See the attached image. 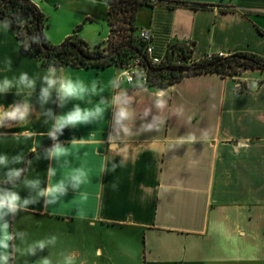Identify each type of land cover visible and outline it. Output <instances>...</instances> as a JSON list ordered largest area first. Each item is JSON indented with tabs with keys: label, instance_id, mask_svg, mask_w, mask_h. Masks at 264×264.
<instances>
[{
	"label": "crops",
	"instance_id": "crops-1",
	"mask_svg": "<svg viewBox=\"0 0 264 264\" xmlns=\"http://www.w3.org/2000/svg\"><path fill=\"white\" fill-rule=\"evenodd\" d=\"M32 1L46 17L51 44L74 33L90 48L106 44L108 0ZM168 1L207 7L170 8ZM135 25L151 34V58L163 59L172 40L191 44L195 60L264 55V0H161L141 7ZM48 68L22 51L14 30L0 22V81L22 72L36 78L31 96L26 89L16 95V87L0 94L5 108L25 100L32 104L27 122L0 127V154L31 161L13 166L28 168L25 176L40 179L41 188L68 179L66 195L55 204L45 207L41 199L9 217L10 231L26 233L23 243L16 241L20 248L56 237L36 256L17 254L15 264H40L42 256L63 264L70 253H76L75 264H264V73H205L155 89L120 81L122 69L114 65L55 67L57 75L62 70L89 88L95 84L97 94L91 104L69 100L63 108L53 94L42 109L39 78ZM112 80L119 87L112 88ZM240 83L247 90H239ZM160 90L167 103L159 113L154 101ZM118 94L122 103L131 98L134 132L156 115L158 130L110 141L114 107L106 104L101 119L66 127L55 140L47 136L53 121L43 115L45 109L57 116L77 103L91 108L101 97L111 101ZM147 107L151 112L141 119ZM56 143L67 150L59 161L46 151ZM49 167L55 169L50 181ZM74 173H84L79 188L73 187ZM16 190L22 198L29 195L22 183Z\"/></svg>",
	"mask_w": 264,
	"mask_h": 264
},
{
	"label": "trees",
	"instance_id": "trees-1",
	"mask_svg": "<svg viewBox=\"0 0 264 264\" xmlns=\"http://www.w3.org/2000/svg\"><path fill=\"white\" fill-rule=\"evenodd\" d=\"M157 2L161 0H108L109 36L106 44L93 48L76 33L57 45L51 44L45 34L46 17L32 0H0V22L14 30L20 49L32 53L42 67L106 68L114 65L122 69L138 59L139 66L145 70L144 81L136 79L132 85L138 88L164 89L185 77L205 73L222 77H235L246 70L264 73V55L238 52L195 60L192 45L178 40L168 44L160 64H153L146 43L139 36L141 29L135 25V17L141 7H153ZM166 4L170 8L182 5L194 10L207 7L179 1ZM239 90H247L244 83H240Z\"/></svg>",
	"mask_w": 264,
	"mask_h": 264
},
{
	"label": "clouds",
	"instance_id": "clouds-1",
	"mask_svg": "<svg viewBox=\"0 0 264 264\" xmlns=\"http://www.w3.org/2000/svg\"><path fill=\"white\" fill-rule=\"evenodd\" d=\"M10 70V61L6 62ZM123 75H127L124 73ZM40 94L41 108L44 109V104L49 98L55 94L61 101L59 107L66 106L67 101H86L87 104H91V96L97 94L96 85L93 84L91 88L87 86L82 80L73 79L71 76L63 74L57 75V69L50 66L47 73L40 77ZM131 80V77H128ZM112 88H117L113 80L110 82ZM16 87V95H20L22 90H28L29 96H31L36 89V78L30 77L28 73H20L18 78L12 80L5 77L0 81V94L6 93ZM165 93L160 90L156 93V99L154 106L157 110H162L166 106V100L164 99ZM121 97L118 94L114 96L111 101H107L105 98L95 103L91 108H82L79 103L75 104L73 108L64 114L53 116L51 109H45L43 115H47L52 119L51 130L47 132V136L52 139H56V133L62 132L66 127L72 126L73 128L78 125H87L94 121L101 119L105 113V105L112 104L113 111V129L114 134H110L109 140L115 135L121 137H132L136 134H140L145 131L158 130L156 126L157 117H153L151 122L143 123L140 129L136 132L133 131L135 125V113L131 108V98H127L126 103L121 102ZM32 111V104L25 100L15 102L5 108L0 105V127H4L6 122L16 121L19 123H25L28 120L29 114ZM151 112L150 108L144 110L141 119L149 116ZM47 122V121H45ZM11 127V124H8ZM32 152L36 149L33 147ZM47 155L55 158L59 161L61 157L67 155V150L61 143H56L52 148L47 149ZM27 163L31 166V161H25L21 155H15L9 158L6 154H0V169L3 170V175L0 177V184H11V188L0 187V264H15L16 256L19 254L22 257L36 256L38 253L43 252L49 245H52L56 241V237L52 236L47 241H38L28 246L27 248H20L16 241L19 240L22 243L25 240L26 233L23 231H10L12 224L9 222V217L15 218L20 212H26L29 210L30 205L37 204L41 199L44 201L45 207L51 204H55L61 197L66 195L68 179L67 181L61 180L60 182L52 185L49 183L47 187L41 188L40 179H29L25 176L28 168L14 167L22 163ZM119 165L113 164L112 170L115 171ZM55 175V169L49 167L48 179ZM84 173L72 174L70 177L75 182L74 188H79L84 182H81V177ZM22 183L23 188L27 189L29 195L22 198L19 192L16 190L18 184ZM40 264H53L52 260L48 256H42L39 258ZM76 253H70L63 257V264H75Z\"/></svg>",
	"mask_w": 264,
	"mask_h": 264
},
{
	"label": "built area",
	"instance_id": "built-area-1",
	"mask_svg": "<svg viewBox=\"0 0 264 264\" xmlns=\"http://www.w3.org/2000/svg\"><path fill=\"white\" fill-rule=\"evenodd\" d=\"M140 38L146 43V51L149 55L150 52V44H151V34L147 30H140L139 32ZM219 57H224L222 54H216ZM149 58L151 62L155 65H158L161 63L162 59L158 58H151L149 55ZM124 73H127V75H123ZM131 77V80L128 79V77ZM145 77V70H143L139 66V60L135 59L133 63H130L126 67L122 68L121 76H120V81H124L127 84L133 85L135 83L136 79H139L140 81H144Z\"/></svg>",
	"mask_w": 264,
	"mask_h": 264
},
{
	"label": "rangeland",
	"instance_id": "rangeland-1",
	"mask_svg": "<svg viewBox=\"0 0 264 264\" xmlns=\"http://www.w3.org/2000/svg\"><path fill=\"white\" fill-rule=\"evenodd\" d=\"M49 33H50V35H52V36H54V35H55V34H54V30H53V29H51ZM45 34H46V29H45Z\"/></svg>",
	"mask_w": 264,
	"mask_h": 264
}]
</instances>
